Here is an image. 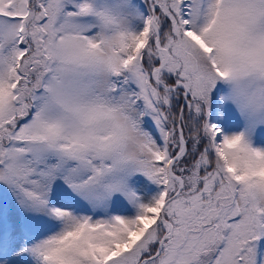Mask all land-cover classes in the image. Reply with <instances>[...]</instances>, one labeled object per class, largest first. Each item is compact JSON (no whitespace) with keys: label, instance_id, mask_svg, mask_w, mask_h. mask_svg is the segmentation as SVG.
I'll list each match as a JSON object with an SVG mask.
<instances>
[{"label":"snow or ice","instance_id":"snow-or-ice-1","mask_svg":"<svg viewBox=\"0 0 264 264\" xmlns=\"http://www.w3.org/2000/svg\"><path fill=\"white\" fill-rule=\"evenodd\" d=\"M0 264H264V0H0Z\"/></svg>","mask_w":264,"mask_h":264}]
</instances>
